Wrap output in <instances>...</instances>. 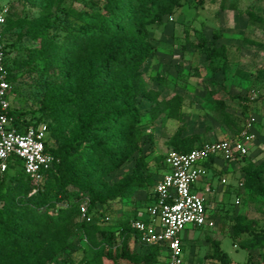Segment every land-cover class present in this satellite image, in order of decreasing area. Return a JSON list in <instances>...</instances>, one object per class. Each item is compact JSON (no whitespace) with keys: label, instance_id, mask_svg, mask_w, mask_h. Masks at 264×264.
<instances>
[{"label":"trees","instance_id":"1","mask_svg":"<svg viewBox=\"0 0 264 264\" xmlns=\"http://www.w3.org/2000/svg\"><path fill=\"white\" fill-rule=\"evenodd\" d=\"M182 1L91 0L88 12L80 15L79 25L51 21L47 4L40 19L33 21L26 34L39 47L28 58L18 59L20 64L17 58L12 63L14 68L37 62L42 66L48 83L38 103L40 116L30 118L28 111L10 107L8 117L18 132L45 123V151L53 156L54 163L37 185L24 173L17 158L0 173V264L64 263L67 257L61 256L72 249L70 239L76 234L94 251L92 259L79 264H103L105 259L112 264H163L160 247L140 245L145 254L130 249L128 241L137 242L130 222L137 217L119 223L112 231L105 229L98 218L92 224L81 222L79 205L87 198L90 211L102 210L107 203L142 190L150 191L148 198L154 203L156 182L144 175L146 163L139 145L138 99L145 97L154 108L164 105L169 116L178 121L181 99L158 101L157 92L145 89L141 69L154 52L147 27L171 17ZM9 20L7 17L6 22ZM4 28L5 23L0 27L1 38ZM214 38H202L193 44L208 64L226 55L225 46H217L218 37ZM4 49L7 55L10 51ZM219 104L223 107L221 101ZM202 143L197 135L183 136V128L178 127L167 146L183 154ZM135 156L133 171L109 183L107 178ZM163 160L164 156L162 170ZM206 167L212 175L220 173L212 162ZM244 187L264 201V167L248 171ZM102 217L107 216L102 212ZM244 235L246 238L241 239ZM231 239L244 251L264 250V230L252 221L233 224ZM206 240L212 249V261L231 264L218 241ZM258 263L264 264V253Z\"/></svg>","mask_w":264,"mask_h":264},{"label":"rangeland","instance_id":"2","mask_svg":"<svg viewBox=\"0 0 264 264\" xmlns=\"http://www.w3.org/2000/svg\"><path fill=\"white\" fill-rule=\"evenodd\" d=\"M90 1L0 0V9H8L2 39L10 51L5 67L12 109L28 111L30 118L39 117L38 103L47 88L48 78L41 72L40 63L21 64L18 68L12 63L17 58L20 64L18 59L28 58L39 47L26 34L33 21L40 19L41 11L50 4L51 21L79 25L80 15L88 12ZM147 30L154 52L141 69L142 83L146 90L159 94L158 101L181 99L180 121L172 119L164 105L154 108V103L145 97L138 99L139 145L146 163L144 175L150 181L155 183L159 179L161 159L168 152V141L178 127L183 128V136L197 135L204 143L232 138L247 118L255 119L252 130L255 139L248 146L247 156L223 165L225 171L220 170L209 178L214 193L206 204L214 216L211 219L214 227H186L181 234L186 238L182 264H217L209 258L212 249L206 239L218 241L219 249L231 259V264H259L258 257L264 250H242L232 241L231 233L233 224L246 221L264 230V201L244 187L245 174L264 167V0H203L202 4L184 0L171 17H165L160 25L148 26ZM214 36L218 37L217 46H225L226 55L208 64L193 44L202 38L213 41ZM136 157L110 175L108 182L114 183L131 173ZM221 179L226 184L220 185ZM70 190L77 193L76 188ZM149 193L135 191L129 198L107 203L102 209L109 218L104 228L114 231L119 223L132 220L140 213L149 216L153 204ZM245 238V235L241 237ZM70 243L72 249L61 256V259L67 257L61 264H79L94 256L79 234ZM128 245L133 252L145 254V249L139 248L134 239ZM103 264L112 262L105 259ZM118 264L127 263L119 261Z\"/></svg>","mask_w":264,"mask_h":264},{"label":"built area","instance_id":"3","mask_svg":"<svg viewBox=\"0 0 264 264\" xmlns=\"http://www.w3.org/2000/svg\"><path fill=\"white\" fill-rule=\"evenodd\" d=\"M7 11V8L0 9V27ZM5 60L0 34V173L7 169L9 161L17 158L22 162L24 173L37 185L54 163L53 156L45 151L47 129L39 124L18 132L11 126L8 117L10 85ZM254 123L255 119L249 117L232 138L204 142L188 153L168 150L165 154L164 169L153 188L155 201L150 215L147 219L137 218L130 222L139 245L161 248L163 264H182L184 236L181 234L188 225L214 227L206 204L207 198L214 193L211 185L204 184L209 176L206 164L218 160L230 164L246 157L248 146L255 139ZM224 184L226 180L221 179L220 185ZM95 218L103 224L109 222L108 217H102V210L90 211L87 201L80 203L79 220L92 224Z\"/></svg>","mask_w":264,"mask_h":264},{"label":"crops","instance_id":"4","mask_svg":"<svg viewBox=\"0 0 264 264\" xmlns=\"http://www.w3.org/2000/svg\"><path fill=\"white\" fill-rule=\"evenodd\" d=\"M212 165L215 167V169L216 170H222V171H225V169L223 168V164H222V162L221 161H215V162H212ZM223 168V169H222ZM209 171V176H208V178H207V180L204 182V184H211V183H209V178L211 177V175H212V171L211 170H208ZM138 219H147L148 218V216L147 215H141V213L140 214H138V217H137ZM186 238L184 237V240H185ZM137 244H138V242H137ZM138 247L140 248L141 246L138 244ZM143 249V248H142Z\"/></svg>","mask_w":264,"mask_h":264}]
</instances>
